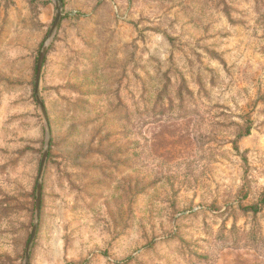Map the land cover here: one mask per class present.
<instances>
[{"label": "rangeland", "instance_id": "1", "mask_svg": "<svg viewBox=\"0 0 264 264\" xmlns=\"http://www.w3.org/2000/svg\"><path fill=\"white\" fill-rule=\"evenodd\" d=\"M61 2L48 38L53 1L0 0V264L46 145L29 264H264V0Z\"/></svg>", "mask_w": 264, "mask_h": 264}, {"label": "water", "instance_id": "2", "mask_svg": "<svg viewBox=\"0 0 264 264\" xmlns=\"http://www.w3.org/2000/svg\"><path fill=\"white\" fill-rule=\"evenodd\" d=\"M49 1H53L55 3V7H56V17L54 19V22L52 24V27L50 29V32L48 34V38L52 35V33L54 32L60 17H61V12H62V2L61 0H49ZM44 55H45V50L43 49L37 59V66H36V74H35V82H34V95L36 97V101L37 104L41 110V113L45 119V121H47V116H46V110L45 107L42 103V101L39 99L38 97V88H39V80H40V75H41V68H42V64H43V60H44ZM48 154V145H46V148L43 152L42 155V159H41V163H40V168H39V174H38V179H37V184H36V199H35V205H36V221L31 229L30 232V236L25 248V254H24V264H29V257H30V249L32 246V243L35 239L36 233H37V229H38V223H39V215H40V206H41V191H42V185H41V175H42V171L44 168V164H45V160Z\"/></svg>", "mask_w": 264, "mask_h": 264}, {"label": "trees", "instance_id": "3", "mask_svg": "<svg viewBox=\"0 0 264 264\" xmlns=\"http://www.w3.org/2000/svg\"><path fill=\"white\" fill-rule=\"evenodd\" d=\"M248 134H249V130L246 131L245 135H248ZM263 208H264V194H262L258 198V200H257V202L255 204L250 205L249 207H246L244 209V211L249 212V213H251L253 215H257V214H259L262 211Z\"/></svg>", "mask_w": 264, "mask_h": 264}]
</instances>
